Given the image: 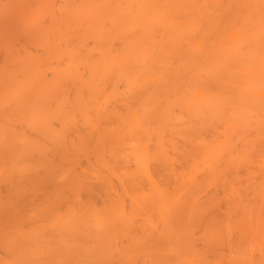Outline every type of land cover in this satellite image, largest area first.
<instances>
[{
	"label": "bare ground",
	"instance_id": "1",
	"mask_svg": "<svg viewBox=\"0 0 264 264\" xmlns=\"http://www.w3.org/2000/svg\"><path fill=\"white\" fill-rule=\"evenodd\" d=\"M0 264H264V0H0Z\"/></svg>",
	"mask_w": 264,
	"mask_h": 264
}]
</instances>
